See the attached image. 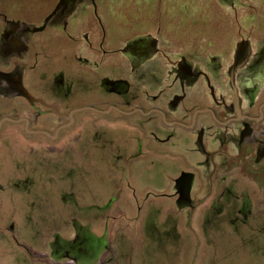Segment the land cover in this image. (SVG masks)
Returning <instances> with one entry per match:
<instances>
[{
	"label": "rangeland",
	"instance_id": "374dc122",
	"mask_svg": "<svg viewBox=\"0 0 264 264\" xmlns=\"http://www.w3.org/2000/svg\"><path fill=\"white\" fill-rule=\"evenodd\" d=\"M44 1L0 0V40L4 24L11 18L28 20L38 38L40 26L46 21V10L54 0ZM135 1L141 2L142 12L133 13ZM212 1L96 0L70 24L92 33L98 31L97 36L104 38L106 49H121L134 36L150 33L156 35L163 50L164 45L188 48L198 36L211 35V23L215 25L216 20L215 46L211 50L216 55L224 54L227 40L220 39L219 34L223 31L228 33L227 54L233 55L240 37L234 36L236 24L232 9L224 4L228 3L226 0H215L214 5ZM75 2L66 0L60 14L67 4L72 6ZM151 4L158 10L157 30L156 16L150 17L152 24H146L145 7ZM27 11H35V17L27 18ZM248 17L255 24L251 66L259 60L258 53L263 48L259 43L264 42L260 41L258 14ZM6 26V30L14 33L25 28L22 24L15 28L11 23ZM64 34L71 41L69 34ZM18 36L24 38L22 33ZM80 36L81 33L74 39ZM50 37L62 38L56 31ZM40 44L37 49L41 57L47 58L44 62L56 65L63 48L49 50L47 44ZM18 52L10 44L6 47L7 61L13 65L7 86L17 77L21 86L28 81L29 72L25 70L31 68L19 67ZM33 62L34 59L29 60V65L38 64ZM140 64L137 63V68ZM232 64L233 58L227 72ZM50 69L38 67L30 74L36 84L47 86L55 73ZM261 72L259 69L252 77H240L245 93L256 90L255 79ZM0 74H3L1 66ZM151 74L156 82V71ZM75 77L82 78L79 74ZM220 80L224 81L223 75ZM3 88L0 102L8 112L16 113L15 109L21 108L23 113H31V105L22 94L5 85ZM98 92L93 94L95 98ZM81 105L103 107L93 102ZM100 118V114L85 111L77 126L63 130L54 141L29 136L24 124H3L0 130V264H264V234L259 230L264 224V206L260 203L264 200L253 196L254 215L245 221L241 218L248 211L239 212L240 199L249 198L253 192L264 197L263 160L239 167L243 157L228 160L219 154L213 156L214 147L202 149L196 145L199 139L195 142L188 132L178 127L176 133L181 145L170 151L171 156L149 155L146 161L128 163L123 159L116 167L117 157L126 158L131 154L127 143L139 136L145 141L147 133L140 127L118 126L107 118ZM111 118L120 122L130 119L115 112ZM51 124L45 121L43 126L51 130ZM229 130L214 128L212 133L224 134ZM80 238L83 244L79 243Z\"/></svg>",
	"mask_w": 264,
	"mask_h": 264
},
{
	"label": "flooded vegetation",
	"instance_id": "af4514ba",
	"mask_svg": "<svg viewBox=\"0 0 264 264\" xmlns=\"http://www.w3.org/2000/svg\"><path fill=\"white\" fill-rule=\"evenodd\" d=\"M49 1L51 0L44 2ZM226 1L228 3L224 2V4L230 5L229 8L234 15L235 39L236 36L240 37V42L233 55L227 54L228 33L224 34L225 32L220 31V39L224 37V40H227V44L224 43L222 56L216 55L211 50L215 46L213 40L216 35L214 36L213 32L217 27L216 20H214L215 25L211 23L213 28L211 35L198 36L188 48L175 49L164 45L162 50L156 35L147 33L134 36L121 49L109 48V50L105 48L104 38L97 36L98 31L92 33L70 24L74 17L78 18L85 11L84 9L94 5L96 0H83V2L76 0L72 6L67 4L62 15L60 10L66 4V0H54L49 5L51 7L46 10L45 18L43 17L46 21L40 26L42 30L37 34L38 38L28 24V20L9 19L4 24L0 40V66L3 72L0 74V90H5L4 85L17 90L31 105V113L27 115L21 111V108H14L16 113H10L0 102V130L5 123L24 124L25 133L29 136H42L54 141L59 139L63 130L77 126L83 112L91 111L100 114L101 120L107 118L114 125L140 127L147 133L145 141L139 136L127 143L131 154L126 158L117 157L116 167L123 159L128 160L125 162L128 163L130 160L146 161L149 155L171 156L170 151L176 147L180 148L181 145L176 133L178 127L188 132L194 141L199 139L196 145H200L202 149L208 146L214 147L213 156L219 154L226 156L228 160L243 157L244 160L240 161L239 167L257 163L258 160L264 161V44L259 43V47H263L258 53L259 60L249 66L252 63L251 37L255 24L253 21H248V16L253 13L258 14L260 41L264 42V0ZM214 4L215 0L211 2V5ZM133 5L134 14L144 10L139 1H135ZM145 12L146 24H152L150 17L156 16L157 30L159 26L157 7L152 4L146 5ZM26 16L35 17V11H27ZM9 23L13 24L14 28L15 25L22 24L25 28H20V33L24 38L18 36L20 33L17 30L15 33L6 30V25ZM112 25L114 27V24ZM196 30L197 28L194 29L195 33L198 32ZM54 31L62 38L57 40L50 37ZM64 33L69 34L71 41L66 40ZM80 33V38L74 39V36ZM40 42L47 44L49 50L63 48L56 65L51 66L52 64L44 62L47 58L45 55L41 57L37 49L38 45H41ZM8 43L19 51L17 53L18 58L21 59L18 61L19 67L24 69L28 65L31 68L25 70L29 72L28 81L22 86L18 77L10 86L6 85L8 78L12 77L10 74L12 72L9 71L13 66L7 61ZM75 45L78 48L77 46L74 48ZM226 58H228L227 62H225ZM232 58L233 64L227 72V66ZM31 59H34V62L38 61V64L29 65ZM139 62L141 64L137 68ZM38 67L46 71L49 67L52 68L50 70H54L55 73L50 77V85L39 86L33 80L30 72L37 71ZM259 69H262V72L261 76L255 79L256 90L249 89L245 93L240 84V77L241 79L252 77ZM95 71L99 73L96 75ZM152 71L157 73L156 82L151 78ZM177 72L180 74L178 75ZM77 74L87 81H83L80 77L76 78ZM222 75L223 82L220 80ZM30 89L37 94V97L30 94ZM96 89L103 91L98 92ZM96 92H98L97 98L93 95ZM82 102L103 104V107L96 109L88 105L83 106ZM114 112L130 119L121 122L112 119ZM45 121L52 123L51 130L43 126ZM37 123L39 124L36 125ZM214 128H230V130L224 134H214L212 133ZM207 156L211 158L209 154ZM172 157L176 159L173 155ZM126 179L127 176L121 181ZM254 195L259 200H264V197L260 198L257 192L248 195L249 198L240 199L239 212L244 213L245 209L248 211L241 220L245 221L254 215L255 202L252 201ZM260 203L264 206V201ZM259 230L264 234V224ZM79 243L83 244L84 241L80 238ZM74 259L77 261L76 258Z\"/></svg>",
	"mask_w": 264,
	"mask_h": 264
}]
</instances>
